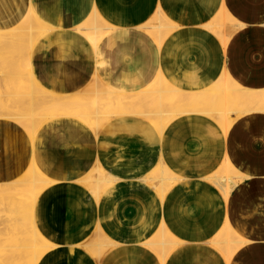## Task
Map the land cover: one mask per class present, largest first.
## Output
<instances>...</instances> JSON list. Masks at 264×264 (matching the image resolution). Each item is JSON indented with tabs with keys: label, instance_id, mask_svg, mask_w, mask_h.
<instances>
[{
	"label": "crops",
	"instance_id": "crops-1",
	"mask_svg": "<svg viewBox=\"0 0 264 264\" xmlns=\"http://www.w3.org/2000/svg\"><path fill=\"white\" fill-rule=\"evenodd\" d=\"M30 5L50 28L31 59L46 91L73 95L99 77L138 94L163 77L201 93L224 72L242 89L264 90V0H0V27ZM160 13L170 30L163 37L149 26ZM222 13L231 22L226 44ZM95 15L110 26L96 49L80 33ZM120 116L97 136L78 118L52 120L32 137L0 119V184L23 178L33 161L52 181L36 201L35 222L52 246L39 264H264V111L228 130L206 114H183L162 135L141 116ZM228 164L241 179L226 203L212 178ZM158 167L177 177L165 195L146 181ZM100 169L122 180L94 197L82 181ZM227 221L240 236L230 259L213 246ZM167 233L169 244L157 246Z\"/></svg>",
	"mask_w": 264,
	"mask_h": 264
},
{
	"label": "bare ground",
	"instance_id": "bare-ground-1",
	"mask_svg": "<svg viewBox=\"0 0 264 264\" xmlns=\"http://www.w3.org/2000/svg\"><path fill=\"white\" fill-rule=\"evenodd\" d=\"M29 4H30V2H29ZM32 9H33L32 5H30L29 9H27V12H26L27 14L25 15V17H23L22 20L18 21L13 26H11V27L8 26L6 28L0 27V67L2 66L0 68V84H1V81L3 83H8L7 85H4L2 83L4 85V89L3 88L1 89V87H0V97H1V99H0V118H5L3 120H8L10 122L13 121L16 124H19V122L21 120L25 119V121L27 123L24 122L23 125H25V123L27 124L24 127H28V131L26 129L25 130L27 131V133L29 135L31 132L33 133V135L37 134V132L42 128L43 125L49 123L48 122L49 120L51 121V120H54V119H57L60 117H67V118L68 117H76V118L80 119L82 122H84L86 125L88 124L89 126H92V129H93L95 135L97 136L99 134V132L101 131V129L105 126L106 121L109 120L108 118H110V117H108V116L110 114L114 117L125 114L126 111L124 112L123 110L121 111V112H123V114H119L121 112H118V109L120 111L121 107H123V106L126 107L125 103L127 104L129 102H132L133 99H131V98H133V97H138V99H142L141 103L145 101V105L148 106L147 110L145 109V111H147L148 113H146L144 111L146 113L145 116H146V118H149L151 121L156 119V125H157L156 128L158 127L160 135L163 134L164 130L168 127V125L171 124L172 121H174L176 118L182 116L183 114H201V113L206 114V115L210 116L213 120L218 122L225 130H228L234 124V121L237 118H240L241 116L246 115V114H251L252 112H256L258 110L264 111V90L254 92L250 89H242L237 83H235L231 79V77L229 76V74L227 72H224L222 77L216 83L217 85L215 84L216 87H214L215 86L214 85L212 88H210L208 90L201 91V93L185 92V91L181 92L180 90L174 88L175 86L173 87L172 84L168 85L163 77L161 79H157L151 85V87L145 89L143 92H140L138 94H130V93L124 94V93H121L117 90H113L110 92L108 89L105 90L106 86L103 85L101 79L99 77H95L93 79V82H92V87L94 88V91H93L94 98L91 99V102H90L92 108L90 111H88V113H84V110H85L84 108H81L82 110L84 109L83 112H82V110L80 111L78 109L79 108L78 106L81 104V102H84V101H82L81 99H78V97H75L73 95L65 96V95H60V94L50 92V90L46 91L47 89L45 90V88H42L34 76L33 71L31 70V55L33 53L32 50L34 48L35 43L39 39H41L42 37L45 36V34L47 33V30H45L46 32H44L43 35L40 33L41 35L38 36V32L35 31L36 28L34 29L33 24L29 21V20H32V21L40 22L38 17L36 16V14L33 12ZM159 16H160V19L158 21L159 23H157V25H153V26L149 25V26H150V28L155 29V32L157 31V34H159L158 36H161V34H163L165 32L167 33V29L169 30V28H167L166 24L162 23V21L164 19H167L166 16H163V14H161V13ZM95 18L98 20V22L103 21L99 18V16L95 15ZM229 19H230L229 15H226L223 17V20L221 19V21H220V26L222 27L221 39L225 44L228 42V38H227L226 33H225L224 23H225V20H229ZM215 21H214V23L216 26V25H218L217 24L218 21H217V23ZM173 29H176V27L175 26L172 27V30ZM108 32H110V26L106 22L104 23V25L103 24H99V25L96 24L91 29V31L88 30L87 28L80 31V33H82V35L87 34V36H88V34L90 33L89 39H90V41H91V43L95 49H96L99 41L102 38H104V36ZM161 37H163V36H161ZM23 66L27 70V73L29 76L28 78L30 79V82L37 89L41 90V91L37 92L36 95H34L33 97L31 96L30 100L28 101V105L25 106L27 108L26 113H25V111L20 112V109H17V108L15 110H19V112L15 111L13 109L12 110L10 109L12 107V106H10L11 102L16 103L17 100L18 101L24 100L23 98L25 95L20 96L22 94L21 90L16 89V87L14 85H12V84H14L13 81H16L19 83V85H22L23 78L25 80L26 74L24 73L25 70H24ZM26 81H27V78H26ZM23 82H25V81H23ZM90 83L91 82H89V85H90ZM26 86H27V84H26ZM31 88H32V86L30 87V89ZM26 89H28V88L25 87V90ZM26 92H27V90H26ZM17 97L18 98L20 97L19 99H22V100L17 99ZM19 103H21V102H19ZM122 103L124 105H121ZM8 106H10V107L8 108ZM20 106H22V105H20ZM81 107H82V104H81ZM131 107L133 108V106H131ZM134 107H135V105H134ZM132 108L127 107V109H132ZM137 108H139V107H137ZM149 108H150V110H149ZM121 109H123V108H121ZM133 109L131 110V113H132V111H135ZM135 109H136V107H135ZM12 111H14L15 114H14V112L12 114ZM128 112L129 111H127V113ZM21 113H23V114L25 113V114L21 115ZM135 115H136V112H135ZM26 119H28V120H26ZM195 126H196V124L194 125V127ZM31 128H33V130ZM31 137H32V135H31ZM33 149H34V146H33ZM149 157H151V154ZM139 159H140V157H139ZM31 162H32V160H31ZM32 164H33V167L31 168V170L29 169L30 171L24 176L23 180H25L27 182V183H25L26 186L27 185L29 186V184H30L31 187H33V186L38 187L39 190L37 189V191L32 196L30 194L31 197L27 196L25 199H22V200L21 199L19 200V198H20L19 197L17 199H14L12 202H10V201L7 202L6 198L3 197L4 199H2V201H1L3 204L5 203V205L7 204V206H8L7 210H5V212L9 211L8 213H4L3 215L0 216V228H3V231H5V232H3V237L2 238L0 237V238L1 239H4V237L6 238L5 240L0 239V250L3 249V251H4V255H3L4 257L1 256L3 259H0V260H2L4 262V264H17L16 261L17 262L23 261L22 263L25 262V264H39L42 256L52 247V246H49L50 244L48 242H46L47 243L46 247L41 245V246H43L42 248H40L41 246H35L33 248L32 247L33 244H32V246H29V245H27V243L25 244L22 241L18 232L15 233V235L18 234L19 239H21L22 243L19 244V242H17V244H15L16 243L15 240H14V243L11 242V244L9 243L10 241L8 242V235L9 234L11 235V231H14L13 229L15 227H17V225H19V223L14 222L15 220H17L16 216L13 215L14 211H10L14 207V204L15 203L20 204V201H21V205H22L23 200L25 201V203L29 202V201L34 203L38 199L40 194L43 192V191H41L42 188H44L45 185L50 186L52 183V181H48L44 177V175L40 171L38 165L34 161ZM233 168L234 167H232L230 164H228L227 167L224 170H222V172H220L217 176L212 178L214 183L219 187V189L221 191V195H222V197L225 198L226 203H229V200H230V197L233 193V190L239 185V182H240L239 180L241 179V178L238 179L237 177H235L233 175ZM111 173L106 175L105 173H102V170L100 169V171H96L94 175L91 174L89 176V178H87L86 180L83 179L82 183L85 184L84 186L91 188L90 190H92V192H93L92 194L94 197L95 196L100 197L101 193L108 190V188L111 185L115 184L116 181L122 180L119 177H117ZM175 178L176 177L173 175V173H171V171L168 170L167 167H158L155 171H153V173H151V176L148 177L146 179V181L151 183L153 186H156V189L158 190V192L161 195H165L167 190L173 185V182L176 181V180H174ZM13 183H18V181L13 182ZM44 183H45V185H44ZM157 183L160 185L157 186ZM1 185L3 186L4 184H0V186ZM9 185H10V187L14 186L12 184H9ZM41 186H43V187H41ZM7 188H9V187H7ZM0 189L2 190V188H0ZM13 189H14V187H13ZM32 189H34V188H32ZM3 190L5 192L6 189H3ZM34 191H35V189H34ZM7 193H8V191H7ZM9 193H8V195H9ZM9 197H11V195ZM0 198H1V196H0ZM29 204H32V203H29ZM34 205H35V203H34ZM27 206L29 207L28 204H27ZM15 209L17 210V208H15ZM20 210H22V209H20ZM28 210H30V209H28ZM16 212L18 213V211H16ZM33 212H34V210H33ZM227 212L228 211H226V213ZM22 213L24 214V212H22ZM30 213L33 216L32 210ZM27 215L28 214L26 212V216ZM17 216H19V215H17ZM34 217H35V214H34ZM33 218L32 217L29 218V219H32L31 222L33 221V223H34V225L32 224L34 226L33 230L30 228L29 229L32 230V232L37 233L38 232V230H37L38 226H37V223L35 222V220H33ZM23 219H25V218L23 217ZM17 222H19V220ZM29 222H27V223H29ZM24 224L26 225V223H24ZM23 225L22 226L20 225L19 228L20 229L23 228ZM226 228H227V230L225 229L226 230L225 236H223V235L220 236L221 239L219 240V238H220L219 237L218 241H216L215 245L217 246L219 251L222 252L223 255H226V257L228 259H230L232 254L239 247V246L237 247L236 245H234V242L239 240L240 236H238L234 232L229 221H227V227ZM164 230L165 229L163 228L162 232L166 233ZM9 231H10V233H8ZM20 231L23 232L22 230H20ZM0 232L2 233V231H0ZM1 233H0V235H1ZM29 233L31 234V232H29ZM10 235H9V239L11 238ZM34 235H36V234H34ZM11 236H13V235H11ZM37 236L39 238H41V236L38 233H37L36 237ZM161 236H163V237L162 238L160 237V242L155 243V244H157V246L160 245V247H162L164 245V247H165L167 242L169 244L168 233H167L166 237H165V235H161ZM13 237H15V239H16V236H13ZM33 237L34 236H32V239L30 237L29 238L33 241ZM27 238L28 237H26L23 240L26 242ZM171 239H172V237H171ZM173 240L175 241V239H173ZM176 243H177V241H176ZM102 244H103L102 242H100V243L98 242L97 248L95 246H94V248H91L93 253L98 255L99 250L102 249L101 248ZM26 245L29 247L26 248ZM148 245L151 246L152 243H148ZM222 245H223V247H222ZM30 247H32L33 249H31ZM151 247H153V245ZM162 249H164V248H162ZM21 252H24V254H22ZM162 252H163V250H162ZM0 254H1V252H0ZM11 255H13V257H11ZM15 255H18L17 259L16 258L14 259ZM9 256H10V258L8 259ZM4 258H5V260H4ZM11 258H12V260H11ZM3 262L0 261V264Z\"/></svg>",
	"mask_w": 264,
	"mask_h": 264
},
{
	"label": "rangeland",
	"instance_id": "rangeland-1",
	"mask_svg": "<svg viewBox=\"0 0 264 264\" xmlns=\"http://www.w3.org/2000/svg\"><path fill=\"white\" fill-rule=\"evenodd\" d=\"M33 10V9H32ZM33 12H34V10H33ZM35 13V12H34ZM36 14V13H35ZM227 14H224V13H222V14H220V16L218 17V19L221 21V19L223 20V17L224 16H226ZM36 16H37V14H36ZM28 17V16H27ZM38 17V16H37ZM28 19V18H27ZM38 19H39V17H38ZM218 19H217V21H218ZM29 20V19H28ZM124 20H128L127 18H125V17H123L122 16V18L121 19H118V20H116V22L114 23V27L117 25V26H121L122 25V22L124 21ZM32 24H33V27H34V29H35V31L36 32H38V36H40L41 34L43 35V33L44 32H46L45 30H47V33L45 34V36L44 37H46L49 33H50V31L48 30V29H50L48 26H45L43 23H42V21L39 19V21L40 22H37V21H32V20H29ZM94 21V22H93ZM154 21V23H157V21H155V19L153 20ZM107 22V21H106ZM104 21H99L98 22V20L95 18V16H93V17H91L86 23H85V28H87L88 30H90L91 31V29L96 25V24H103L104 25ZM230 19L229 20H225V23H224V27L226 28V26H229L230 25ZM95 24V25H94ZM123 24H124V22H123ZM155 25V24H154ZM224 28V29H225ZM151 31V33H154L155 32V30L154 29H150ZM41 33V34H40ZM86 36H87V34H86ZM44 37H42V38H44ZM87 37H90V33L88 34V36ZM41 38V39H42ZM88 39V38H87ZM40 40V39H39ZM38 40V41H39ZM37 41V42H38ZM36 42V43H37ZM36 43H35V45H36ZM25 45V44H24ZM34 45V46H35ZM31 59H32V55H31ZM2 67V66H1ZM0 67V68H1ZM23 68H24V66H23ZM24 73L26 74L25 75V77L27 78V81H26V78H25V80H24V78H23V80H22V85H19V83L18 82H16V81H13L14 82V84H12V85H14L15 87H16V89H19V90H21V92H22V94L20 95L19 93V95L20 96H23V95H25L24 96V100H22V99H19L18 97H17V99H19V100H22V101H18L17 100V104L16 103H10L11 105L10 106H12L10 109L12 110H15L16 108L17 109H20V112H24L25 111V113L27 112L26 110H27V108L25 107L26 105H28V101L30 100V98H31V96L33 97L34 95H36V93L37 92H39V91H41V90H39V89H37L35 86H33V84L30 82V79L28 78L29 76H28V73H27V70L24 68ZM33 71V70H32ZM23 81H25V82H23ZM3 82L1 81V89L3 88L4 89V85H7L8 83H3ZM11 84V83H10ZM26 84H27V86H26ZM31 84V85H30ZM153 84V83H152ZM151 84V85H152ZM151 85L149 86V87H151ZM217 85V84H216ZM216 85L214 86V87H216ZM27 87L28 89H26L27 90V92H26V90H25V87ZM32 86V88L30 89V87ZM149 87H147V88H149ZM241 87V86H240ZM111 88L112 87H110L109 88V86H107V88L105 87V90H109L110 92L111 91H113V90H116L115 88L114 89H112L111 90ZM18 90V91H19ZM24 90V91H23ZM33 90V91H32ZM145 90V89H144ZM93 91H94V88L92 87V83L90 84V85H87L86 86V88L84 89V90H82L81 92H78V93H76V94H73V96H75V97H78V99H81L82 101H84V102H81V104H82V107H81V104L78 106L79 108V110L81 111L82 109L81 108H84L83 110H84V113H88V111H90L91 110V108H92V106H91V104H90V102H91V99H93L94 98V94H93ZM117 91H119V90H117ZM119 92H121V93H123L122 91H119ZM83 94V95H82ZM18 95V96H19ZM30 95V96H29ZM60 95H62V94H60ZM68 95H70V94H67V95H65V96H68ZM82 95V96H81ZM118 96V95H117ZM83 99H82V98ZM27 98V99H26ZM0 99H1V97H0ZM131 99H133V101L132 102H129V103H125V106L126 107H121V108H123V109H121L120 108V111H119V109H118V112H121L122 110L125 112V114H135V112H136V115H138V116H140L141 115V118H142V120L143 121H145L147 124L148 123H152V124H154L155 126H157L156 125V119H154L153 121H151L149 118H146V113H148L147 111H145V109L147 110V108H148V106L147 105H145V101L144 102H142L141 103V100L142 99H138V97H133V98H131ZM130 99V100H131ZM5 100V99H4ZM19 102H21V103H19ZM147 102V101H146ZM131 103V104H130ZM90 104V105H89ZM147 104V103H146ZM15 105V106H14ZM20 105H22V106H20ZM120 105V104H119ZM121 105H124L123 103L121 104ZM134 105H135V107H136V109H135V107H134ZM10 106H8V108L10 107ZM117 106V105H116ZM131 106H133V108L131 107ZM14 107V108H13ZM127 107H129V108H132L133 110H135V111H132V113H131V110L132 109H127ZM137 107H139V108H137ZM25 109V110H24ZM3 110V109H2ZM10 110V111H11ZM83 110H82V112H83ZM117 110V109H116ZM149 110H150V108H149ZM148 110V111H149ZM15 111H18L19 112V110H15ZM78 111V110H77ZM127 111H129L128 113H127ZM146 113H145V112ZM13 112L14 111H12V114H13ZM11 113V112H10ZM24 113V114H25ZM83 113V114H84ZM14 114H15V112H14ZM18 114V113H17ZM23 113H21V115H24ZM108 114V113H107ZM119 114H123V112H121V113H119ZM124 115V114H123ZM108 117H110V118H108L109 120L108 121H106V123H105V127L104 128H102L101 129V132H103V131H105V130H107V128H110V126H111V123L114 121V120H116V119H118V118H122V116H120V117H114V116H112L111 114L108 116ZM67 118V117H66ZM71 118H76V117H71ZM179 118V117H178ZM0 119H5V118H0ZM62 119H64V118H60V120H62ZM177 119V118H176ZM26 120H28V119H26ZM54 120H57V119H54ZM150 122H149V121ZM52 121V120H51ZM50 120L48 121V122H51ZM24 122H26L25 121V119H23V120H21L20 122H19V126L20 127H22L24 130L26 129L27 131H28V127H24L25 125H27L26 123H25V125H23L24 124ZM48 124V123H47ZM47 124H45V125H47ZM92 127V126H91ZM32 130H33V128H31ZM90 130V129H89ZM30 131V130H29ZM93 132V131H92ZM101 132H99V133H101ZM32 133V132H31ZM30 133V136L31 135H33V133L31 134ZM102 173H104V171L102 170ZM95 173H93L92 175H94ZM218 175V174H217ZM216 175V176H217ZM151 176V175H150ZM149 176V177H150ZM175 176V175H174ZM176 177V176H175ZM24 178V177H23ZM23 178H21L20 180H17L18 181V183H14V184H12V185H14V186H12V187H10V185L9 184H4L3 186L1 185L0 186V188H2V190L0 189V196H1V198H0V216L1 215H3L4 213H8L7 211L5 212V210H7V208H8V206H7V204L5 205V203L3 204L1 201H2V199H4V198H6V200H7V202L8 201H10V202H12L14 199H17V198H19V200L21 199H25L27 196H30V194H31V196L32 195H34V193L37 191V189L39 190V188L38 187H34L33 185V187H31V185L29 184V186L27 185H25V183H27L25 180H23ZM177 178V177H176ZM175 178V179H176ZM174 179V180H175ZM20 181V182H19ZM213 181V180H212ZM22 182V183H21ZM214 182V181H213ZM176 183V181H174L173 182V185ZM6 185V186H5ZM18 185V186H17ZM44 185H45V183H44ZM49 185H45L44 186V188H42V190L41 191H44L47 187H48ZM7 187H9V188H7ZM13 187H14V189H13ZM40 187V186H39ZM41 187H43V186H41ZM32 188H34L35 189V191H34V189H32ZM3 189H6L5 190V192H4V190ZM11 189V190H10ZM44 189V190H43ZM10 190V191H9ZM7 191H8V193H9V195H8V193H7ZM13 191V192H12ZM27 191V192H26ZM34 191V192H33ZM4 192V193H3ZM33 192V193H32ZM11 195V197H9ZM10 198H8V197ZM30 196V197H31ZM4 197V198H3ZM12 198V199H11ZM32 200V199H31ZM37 201V200H36ZM36 201L34 202L35 203V205H34V203L33 202H31V201H29V202H26L25 203V201L23 200V203H22V205H21V201H20V204L19 203H15L14 204V207L10 210V211H14V213H13V215H15L16 216V218H17V220H15L14 222H16V223H19V225H17V227H15L13 230L15 231H11V235H13V236H16V239H15V237H13V236H11L10 234V237L12 238H10L9 239V235H8V242L11 244V242L12 243H14V240H15V244H17V242H19V244H21L22 242H21V239H22V241L26 244L27 243V245H29V246H32V244H33V248L35 247V246H41V245H43L44 247H46V242H48V241H46V239L41 235V233H40V230L39 229H37L38 230V234L41 236V238H39L38 236L36 237V235H37V233L36 232H32V230H33V225H34V223H33V221L31 222V220L32 219H29V218H33L34 217V214H35V208H36ZM2 203V204H1ZM29 203H32V204H29ZM27 204L29 205V207L27 206ZM2 206V207H1ZM4 206V207H3ZM7 206V207H6ZM17 206V207H16ZM20 206V207H19ZM33 209H32V208ZM15 208H17V210L15 209ZM19 209V210H18ZM20 209H22V210H20ZM28 209H30V210H28ZM9 210V209H8ZM18 211V213L16 212V211ZM25 210V211H24ZM31 210H32V213H33V216L31 215ZM33 210H34V212H33ZM20 211V212H19ZM17 214H16V213ZM22 212H24V214L22 213ZM26 212H27V216H26ZM17 215H19V216H17ZM23 217L25 218V219H23ZM20 218V219H19ZM24 221H22V220ZM19 220V222H17ZM33 220H35V218H33ZM26 221V222H25ZM31 223H30V222ZM21 222V223H20ZM27 222H29V223H27ZM24 223H26V225L24 224ZM24 224V225H23ZM30 226H29V225ZM33 224V225H32ZM20 225L22 226L23 225V228H19L20 227ZM36 226V225H35ZM32 229V230H30V229ZM38 228V227H37ZM22 230L23 232H21L20 230ZM0 231H2V233H1V235H0V237L2 238L3 237V232H5V231H3V228H0ZM31 232V234L29 233V232ZM18 232V234H19V236H20V238L21 239H19V236H18V234H16L15 235V233H17ZM8 233H10V231L8 232ZM29 233V234H28ZM28 234V235H27ZM34 234H36V235H34ZM225 234H226V230H224V232H222V233H220V235H218L214 240V244H213V246L219 251V249L217 248V246L215 245L216 244V241H218V238L220 237V236H225ZM18 236V237H17ZM32 236H34L33 237V241L31 240L32 239ZM26 237H30L29 239L27 238L26 240V242L23 240V239H25ZM0 238V239H1ZM38 238V239H37ZM6 238L4 237V239H1V240H5ZM40 239V240H39ZM221 239V237L219 238V240ZM20 240V241H19ZM29 240V241H28ZM45 240V241H44ZM32 242V243H31ZM36 242V243H35ZM49 243V242H48ZM103 243V242H102ZM50 244V243H49ZM26 245V248H28L29 246H27ZM104 244H102V247L101 248H103L104 246H103ZM43 246H41L40 248H42ZM49 246H51V245H49ZM97 246L98 245H96L95 247L97 248ZM238 246V245H237ZM32 247H30L31 249H33ZM222 247H223V245H222ZM91 248H94V247H91ZM91 248H90V250H91ZM223 250V249H222ZM102 251V249H100L99 250V253ZM0 252H1V254H0V257L2 256V257H4L3 255H4V251H3V249H1L0 250ZM221 252V251H220ZM22 254H24V252H21ZM20 253V254H21ZM98 253V254H99ZM222 253V252H221ZM223 255V254H222ZM17 256L18 255H15V257H14V259L16 258L17 259ZM0 258V259H3V258ZM11 257H13V255H11ZM10 258V256L8 257V259ZM4 260H5V258H4ZM7 260V259H6ZM11 260H12V258H11ZM1 262H3L2 260H0ZM16 261V260H15ZM10 262V261H9ZM23 261H16V263L17 264H25V262L24 263H22ZM1 264H4V262L3 263H1Z\"/></svg>",
	"mask_w": 264,
	"mask_h": 264
}]
</instances>
